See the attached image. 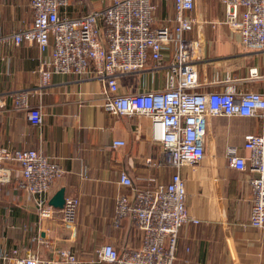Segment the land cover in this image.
Segmentation results:
<instances>
[{"label": "crops", "instance_id": "0c3cea01", "mask_svg": "<svg viewBox=\"0 0 264 264\" xmlns=\"http://www.w3.org/2000/svg\"><path fill=\"white\" fill-rule=\"evenodd\" d=\"M69 3L71 15H78L104 5L105 0ZM192 14L197 21L185 36L199 43V81L230 78L236 90L264 92V50L246 49L240 44L239 37L222 23L223 4L219 0H194ZM173 16V2L158 0L155 24ZM32 23L30 0H0V36ZM173 50L164 49L165 61ZM48 60L49 49L41 51L35 43L0 42V146L33 148L57 161L63 174L54 181L51 196L63 188L64 196H77L79 204L72 225H64L59 213L40 216L35 196L17 186V165L7 163L10 180L0 183V264H4L2 255L10 254L14 247L20 256L32 252L41 258L55 257L59 248L70 249L77 255L78 264H101L93 262L99 245L110 243L121 252L137 248L142 240V231L128 216L118 225L113 222L115 198L128 191L119 183L121 172L144 187V178L149 175L168 182L174 168L163 163L164 153L151 139L149 119L104 110L98 80L53 73L43 85L42 70ZM163 83V68L146 69L123 77L119 91L156 90ZM219 87L208 83L198 90L216 91ZM20 90L28 93L32 109L39 107L40 126L30 122L27 109L14 106V95ZM262 129L257 116L209 118L203 159L181 169L186 207L198 222L180 228L173 264H264V227L247 224L252 198L247 173L230 167L226 157L228 146H236L247 156L242 148L243 135ZM115 139L125 144L113 147ZM147 157L158 164L146 163Z\"/></svg>", "mask_w": 264, "mask_h": 264}, {"label": "built area", "instance_id": "2783aa9c", "mask_svg": "<svg viewBox=\"0 0 264 264\" xmlns=\"http://www.w3.org/2000/svg\"><path fill=\"white\" fill-rule=\"evenodd\" d=\"M158 0H105V4L88 12L71 15L69 0H30L33 23L30 27L0 36V42L15 45L23 41L35 43L43 51L49 49L47 68L42 70V84L53 73L87 76L102 85V107L115 115L146 117L151 139L164 153L163 163L173 167L168 182L154 176L144 178L145 186L121 172L119 183L128 188L115 198L113 222L118 225L128 216L142 231L137 248L119 252L112 244L103 243L95 250L96 263L173 264L180 228L197 223L186 207L185 182L181 169L198 164L205 155L208 120L214 116H257L262 121L260 133H245L240 154L236 146H228V165L247 173L252 198L247 224L264 227V92L236 90L230 78L199 81L197 59L199 43L187 38L196 23L192 14L194 0H171L174 16L155 24ZM225 10L222 21L239 37L246 49L264 50V0H219ZM101 3L104 0H100ZM169 23H172L170 27ZM166 47H172L169 61L163 58ZM164 70L163 86L148 91H119L123 77L146 69ZM208 83L219 84L216 91L198 90ZM14 106L27 109L28 118L40 126L39 107L28 104V93L17 91ZM121 139L112 146H121ZM145 162L158 164L150 157ZM7 163L19 169L17 186L35 196L42 217L59 213L64 225L75 221L79 204L77 196L64 197L62 207L49 204L50 191L62 176L60 164L33 148L0 146V183L10 180ZM4 264H78L70 249L55 250V257L41 258L36 253L20 256L14 247L2 255Z\"/></svg>", "mask_w": 264, "mask_h": 264}, {"label": "water", "instance_id": "95a60500", "mask_svg": "<svg viewBox=\"0 0 264 264\" xmlns=\"http://www.w3.org/2000/svg\"><path fill=\"white\" fill-rule=\"evenodd\" d=\"M248 155V151L246 152ZM64 189L59 188L49 199V204L53 207H62L64 203Z\"/></svg>", "mask_w": 264, "mask_h": 264}, {"label": "trees", "instance_id": "16d2710c", "mask_svg": "<svg viewBox=\"0 0 264 264\" xmlns=\"http://www.w3.org/2000/svg\"><path fill=\"white\" fill-rule=\"evenodd\" d=\"M136 186H139V185H137V184H135ZM140 187V186H139ZM106 264H115V263H106Z\"/></svg>", "mask_w": 264, "mask_h": 264}, {"label": "rangeland", "instance_id": "374dc122", "mask_svg": "<svg viewBox=\"0 0 264 264\" xmlns=\"http://www.w3.org/2000/svg\"><path fill=\"white\" fill-rule=\"evenodd\" d=\"M83 10H84V12H85V11H86V8H84ZM70 12H71V11H70ZM101 264H106V263H101Z\"/></svg>", "mask_w": 264, "mask_h": 264}]
</instances>
